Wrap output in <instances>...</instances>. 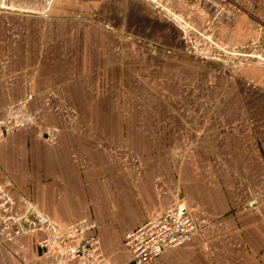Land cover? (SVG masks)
<instances>
[{"label":"crops","instance_id":"0c3cea01","mask_svg":"<svg viewBox=\"0 0 264 264\" xmlns=\"http://www.w3.org/2000/svg\"><path fill=\"white\" fill-rule=\"evenodd\" d=\"M170 1L191 19L222 15L211 23L223 29L264 16V0ZM26 4L0 6V120L29 123L0 135V264H78L38 247L42 218L92 221L104 255L125 264L126 234L179 201L201 230L152 264H264V67L235 74L263 82L240 117L227 121L225 96L207 103L218 114L178 115L157 95L183 40L147 0Z\"/></svg>","mask_w":264,"mask_h":264},{"label":"rangeland","instance_id":"374dc122","mask_svg":"<svg viewBox=\"0 0 264 264\" xmlns=\"http://www.w3.org/2000/svg\"><path fill=\"white\" fill-rule=\"evenodd\" d=\"M36 1L37 0H0V6L22 11L26 9L25 4L28 3L29 9L42 10L40 6L36 7V4L34 5ZM147 1L161 19L169 20L178 26V37H181L183 40V45L173 50L176 51V53L173 52L174 54L182 55L175 61L177 69H174L173 72L169 69H165V71H171V74L159 78L163 86L162 92L157 95V98L163 102H168L169 100L174 101L177 105V109L173 111H175L176 114H183L185 116V114L189 112L194 118L201 120L202 118L205 119L208 116L207 113L211 111L218 114L217 106L211 109V105L207 103H215L218 100V96H225V99L229 102L226 105L225 118L227 121L233 120L234 117H240L242 112H245L246 104L253 102L252 98L255 97V93L251 91L254 89V86L262 84L263 82H258L256 79H252L248 76L242 77L241 80L236 82L239 77L235 74L244 67L256 65L264 67V61L256 60L254 57L244 56V54H256L257 52L264 51V16H252V18L247 20V25L240 30L234 28L223 29L218 27L216 23H211V20L217 21L222 15H220V17L217 15L215 18H211V16L205 12L208 16V20L202 11L199 12V14H195L194 18L191 19L189 13L178 12L171 7L170 13L172 15L175 17L177 15L182 23L188 22L187 24H182L180 27L176 24L177 22L172 20L171 17H168V14L165 15L164 12H159V8L156 9L151 0ZM169 2L171 4L170 0H158L157 5L170 9ZM38 4L40 3L38 2ZM206 19L207 23H202V21ZM195 20H197V22ZM234 33L238 34V36L242 35L239 36L240 38L235 39V37H233ZM255 34L256 36L259 34L262 39H257ZM146 52L150 53L152 50L149 49L146 50ZM157 52L158 51H156V53ZM201 59L204 60V63ZM208 68L211 69L210 75L209 78H205L208 77ZM223 71L226 73L224 79L221 76V72ZM211 72H213V74ZM223 80H225V82H222ZM239 82L240 85L244 86V91L240 93H235L230 89L224 94L218 93L216 89H211L208 93L206 88V84H209L212 88V86H217L218 84L234 85ZM164 85H168L171 88L175 86L176 91H172ZM233 101L235 102L233 103ZM182 102H184L183 105ZM189 102L193 103L192 106H188V108L184 107L185 103L188 104ZM230 104L232 106H230ZM228 108L230 110H228ZM4 119H17L24 122V126L19 129H25L29 126L27 120L20 118L16 114H9L1 120ZM19 129H12L7 132L10 133Z\"/></svg>","mask_w":264,"mask_h":264},{"label":"built area","instance_id":"2783aa9c","mask_svg":"<svg viewBox=\"0 0 264 264\" xmlns=\"http://www.w3.org/2000/svg\"><path fill=\"white\" fill-rule=\"evenodd\" d=\"M151 2L156 9L159 8V12L168 14L179 26L188 23H182L177 15L175 17L170 13L171 5L167 9L157 5L158 0ZM23 126L24 122L17 119L0 120V135ZM37 227L50 230L38 240V247L60 253L67 263L76 261L78 264H118L104 255L102 241L95 233L96 225L92 221L82 219L61 227L42 218ZM200 230L196 221L186 213L185 202L179 201L126 234L124 242L132 260L125 264H152L164 252L190 244Z\"/></svg>","mask_w":264,"mask_h":264}]
</instances>
